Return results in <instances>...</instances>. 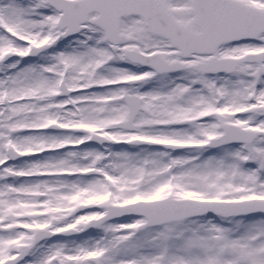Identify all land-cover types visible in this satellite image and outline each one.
<instances>
[{
    "label": "snow or ice",
    "instance_id": "6c2138e0",
    "mask_svg": "<svg viewBox=\"0 0 264 264\" xmlns=\"http://www.w3.org/2000/svg\"><path fill=\"white\" fill-rule=\"evenodd\" d=\"M0 264H264V0H0Z\"/></svg>",
    "mask_w": 264,
    "mask_h": 264
}]
</instances>
